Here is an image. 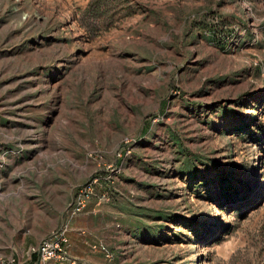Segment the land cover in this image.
Masks as SVG:
<instances>
[{"label":"rangeland","instance_id":"rangeland-1","mask_svg":"<svg viewBox=\"0 0 264 264\" xmlns=\"http://www.w3.org/2000/svg\"><path fill=\"white\" fill-rule=\"evenodd\" d=\"M93 178L75 264H264V0H0V264Z\"/></svg>","mask_w":264,"mask_h":264},{"label":"built area","instance_id":"built-area-1","mask_svg":"<svg viewBox=\"0 0 264 264\" xmlns=\"http://www.w3.org/2000/svg\"><path fill=\"white\" fill-rule=\"evenodd\" d=\"M95 179L88 180L75 191L73 198L67 203L66 218L60 225L51 229L36 243L27 244L24 250L26 264H75L68 253L69 219L85 206L93 193ZM3 264H20V260L11 257Z\"/></svg>","mask_w":264,"mask_h":264},{"label":"crops","instance_id":"crops-1","mask_svg":"<svg viewBox=\"0 0 264 264\" xmlns=\"http://www.w3.org/2000/svg\"><path fill=\"white\" fill-rule=\"evenodd\" d=\"M17 231V228H15L14 231H12L10 234L8 233L7 236L17 239L16 242L20 247H23L26 243L31 242L32 237H35L32 235H27L26 231L20 233H18Z\"/></svg>","mask_w":264,"mask_h":264},{"label":"bare ground","instance_id":"bare-ground-1","mask_svg":"<svg viewBox=\"0 0 264 264\" xmlns=\"http://www.w3.org/2000/svg\"><path fill=\"white\" fill-rule=\"evenodd\" d=\"M196 255V254H195Z\"/></svg>","mask_w":264,"mask_h":264}]
</instances>
